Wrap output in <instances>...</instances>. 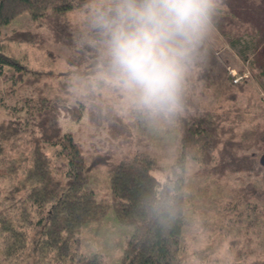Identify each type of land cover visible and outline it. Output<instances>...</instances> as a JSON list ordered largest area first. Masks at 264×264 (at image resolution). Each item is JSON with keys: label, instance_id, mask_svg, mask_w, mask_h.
Listing matches in <instances>:
<instances>
[{"label": "trees", "instance_id": "16d2710c", "mask_svg": "<svg viewBox=\"0 0 264 264\" xmlns=\"http://www.w3.org/2000/svg\"><path fill=\"white\" fill-rule=\"evenodd\" d=\"M89 1L0 0V80L13 77V82L28 79L32 83L43 78L42 72L23 66L14 49H5L4 44L38 46L46 38L32 30L5 34L6 27L28 13L38 28L47 27L55 40L71 45L68 14ZM226 4L218 34L248 63V70L264 91V0H226ZM68 62L71 70L84 77H100L103 72L98 47L93 43L85 42L70 54ZM204 78L203 82L191 84L184 110L168 117L180 124L182 133L179 155L167 168L142 139L141 148L129 150L117 160L108 153L98 154L88 162L81 143L58 123V108L64 103L59 93L48 100L41 96L39 110L28 113L25 119L2 122L0 254L15 257L18 264H103L101 254L83 251L80 232L84 225L100 220L113 207L119 222L134 228L122 264L184 263V230L195 222L185 187L188 159L204 169L210 167L220 176L225 171L264 174L260 163L264 154V108L260 113L253 111L251 104H235L236 91L243 90L240 85L246 78L234 83L233 76L214 57ZM199 95L202 101L215 95L219 102L217 106H203L204 102L197 99ZM87 97L92 113L97 111L101 117L110 114L111 118L113 109L108 113L110 107L104 108L105 102H94L96 94L91 92ZM79 102L86 107V102ZM111 120L113 135L120 142L113 150L119 152L118 147L130 143V128L119 116ZM142 122L145 123L138 120L131 126ZM246 123L249 128H243ZM99 165L109 167L111 203L100 201L89 186L92 170ZM261 180L264 185V175ZM248 193L246 186L240 187L234 200L249 201ZM253 193L263 197L264 186H255ZM161 205L167 211H153L154 206ZM232 264L264 262H247L240 253Z\"/></svg>", "mask_w": 264, "mask_h": 264}, {"label": "rangeland", "instance_id": "374dc122", "mask_svg": "<svg viewBox=\"0 0 264 264\" xmlns=\"http://www.w3.org/2000/svg\"><path fill=\"white\" fill-rule=\"evenodd\" d=\"M93 2L94 0H90L86 5L69 12L71 45L55 40L47 27L38 28L28 13L21 15L4 29L5 34L18 30L39 32L46 41L38 46L12 44L10 47L9 43L4 44L5 49H14L23 66L32 72H42L43 78L32 83H28V79L13 82V77L0 80V124L10 119H25L28 113L39 110L41 96L48 100L59 93L64 103L58 108V123L64 132H72L81 143L88 162L98 154L108 153H112L117 160L123 153L141 148L139 141L142 139L160 164L167 168L179 155L182 133L180 124L168 118L148 117L136 112L121 92L102 78V74L100 77H84L68 66L70 54L81 49L85 42L92 43L95 36L89 15V5ZM215 58L222 67H226L228 75H231L232 69L240 75L248 76L240 85L243 90L236 91L235 104H251L253 111L261 113V108H264L262 87L248 70V63L218 33ZM62 83L65 86H61ZM60 87H64V90H59ZM91 92L96 94L94 102L99 104L101 100L105 102L104 108L110 107L108 113L113 109L111 118L118 119L119 116L121 122L130 128V143L118 147L122 153L113 150L120 142L113 135L114 122L108 116L110 114L101 117L97 111L91 112L90 99L87 97ZM197 99L201 100V96ZM79 100L86 102V107L83 108ZM204 100H201L204 102L203 106L210 103L217 106L219 102L215 95ZM248 118L252 120L251 116ZM138 120L145 123L131 126ZM243 128H249V124H244ZM117 134L120 135L119 132ZM216 156L218 158V154ZM214 165L215 162L210 166ZM108 168V165L95 167L89 186L96 191L100 201L111 203ZM212 172L210 167L204 169L195 160L187 161L185 187L188 206L191 208L190 215L195 222L184 230L187 260L182 264H232L233 258L240 253L247 262H264V196L258 198L253 195L255 186H264L261 180L263 172L257 175L246 172L231 174L225 171L223 176ZM157 175L162 176L159 172ZM243 186L248 188L249 201L234 200L233 195ZM133 232V226L121 224L113 207H110L100 220L83 226L80 232L82 249L87 254H101L103 264H122L124 250ZM17 262L15 257L9 259L1 252L0 264H18Z\"/></svg>", "mask_w": 264, "mask_h": 264}, {"label": "clouds", "instance_id": "9594fccd", "mask_svg": "<svg viewBox=\"0 0 264 264\" xmlns=\"http://www.w3.org/2000/svg\"><path fill=\"white\" fill-rule=\"evenodd\" d=\"M89 8L102 78L140 114L182 112L211 67L226 0H94Z\"/></svg>", "mask_w": 264, "mask_h": 264}, {"label": "built area", "instance_id": "2783aa9c", "mask_svg": "<svg viewBox=\"0 0 264 264\" xmlns=\"http://www.w3.org/2000/svg\"><path fill=\"white\" fill-rule=\"evenodd\" d=\"M231 71V75L233 76V80H234V83H240L242 82L245 78H247L248 76L247 75H240L236 72V70H232L230 69Z\"/></svg>", "mask_w": 264, "mask_h": 264}, {"label": "water", "instance_id": "95a60500", "mask_svg": "<svg viewBox=\"0 0 264 264\" xmlns=\"http://www.w3.org/2000/svg\"><path fill=\"white\" fill-rule=\"evenodd\" d=\"M260 163L264 166V154L260 158Z\"/></svg>", "mask_w": 264, "mask_h": 264}]
</instances>
